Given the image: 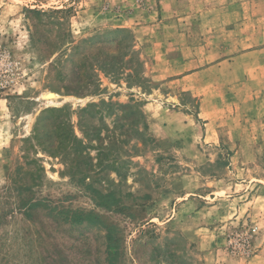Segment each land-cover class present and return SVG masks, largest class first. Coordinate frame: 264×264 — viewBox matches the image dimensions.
Returning <instances> with one entry per match:
<instances>
[{
	"label": "rangeland",
	"instance_id": "1",
	"mask_svg": "<svg viewBox=\"0 0 264 264\" xmlns=\"http://www.w3.org/2000/svg\"><path fill=\"white\" fill-rule=\"evenodd\" d=\"M120 30L134 45L121 63ZM223 34L225 53L262 51L264 67V0H0V54L10 64L0 75V264H213L215 251L223 263L257 258L264 68L257 84L213 70L175 83L180 71L216 65L222 37L211 36ZM158 68L167 79H154ZM51 108L65 110L63 135L81 141L54 156L43 151L61 122ZM97 194L117 205L101 207ZM32 199L51 206L28 218L16 208ZM74 212L82 224L71 223Z\"/></svg>",
	"mask_w": 264,
	"mask_h": 264
},
{
	"label": "crops",
	"instance_id": "2",
	"mask_svg": "<svg viewBox=\"0 0 264 264\" xmlns=\"http://www.w3.org/2000/svg\"><path fill=\"white\" fill-rule=\"evenodd\" d=\"M260 17H262V15H260ZM259 35H261V32H259ZM223 36H224V34L221 36H218V37L211 36V38H216L217 40L219 39V37H222V40H221L222 45H221V47H219L221 56H218L219 61L216 63V65H213L211 67H207L204 70H200V69L196 70L195 69L193 71L192 70H186L184 72L180 71L177 79L175 80V83H177V85L182 86L186 80L189 79L191 81V80L197 78L203 72L209 71V70H213V71H215V73L221 74L223 81H226V82H229V80H231V79L235 82L244 81L247 79V76H248V80L253 81L254 84H257L258 82H262L263 76L261 74V71L264 68L260 63V60H261L260 58H262L261 57L262 51H253V52L244 53V54L240 53V54L231 56L230 54L224 52V50L226 51L228 49L229 43H228L227 39L224 40L225 38ZM241 38H243V36ZM259 40L264 43V38H260ZM238 41H240V40H238ZM249 57H252V58L258 57L259 62L257 64V66H256V64H254V65L250 64V66H246L245 59H247ZM159 58H157V57L149 58L150 64L152 66L158 65ZM184 60H185V56H184L183 52L179 53V58H178L177 62L174 65L172 64L173 62H171V64H172L171 66L180 67L179 66L180 63H183L182 61H184ZM161 67H164V66H160V68ZM160 68H158V70L155 69L153 71V74L155 71H157V72H155V77H154V79L157 81H163V80L168 78V76L163 75L164 70L159 71V70H161ZM195 88L197 89V87H195V86H190L187 89H195ZM0 105L2 107L1 110L3 111L4 107L7 108V100L4 101V100L0 99ZM208 107H209V105L207 104V101L203 100L202 105H201L202 112L207 110ZM212 107L218 108V106H216V104H214ZM3 124H5V123L2 120H0V126L2 125V127H3ZM207 125H209V124H207ZM202 135H204V134H202ZM209 137L210 136L207 134L206 138H209ZM215 138H217L219 140L220 136L218 134H215V136L214 135L211 136V139H215ZM205 212L206 211L203 210L201 212H197L196 215L197 216L203 215ZM200 230L203 231L200 233L203 234L202 238L204 239L205 242L206 241L210 242L212 240L214 242V238L212 237V235H213L212 231H210V230L208 231V229H204V228H201ZM261 231H262V234H264V226H263V228H261ZM207 232H208V234H207ZM191 236H190V239L193 241H196L198 239V238H196V236L194 234ZM263 245H264V243H263ZM215 247H216V245H215ZM258 247H262V244H259ZM215 252L212 253L213 254V264H247V263H244V261H242V260H238V259L236 260L230 256L228 259L229 261L227 260V262L223 263L221 259L217 260L216 258H214V257H216ZM219 257H220V254H219ZM258 263L264 264V248L262 251H260V254L257 256V258L253 259L252 263H249V264H258Z\"/></svg>",
	"mask_w": 264,
	"mask_h": 264
},
{
	"label": "trees",
	"instance_id": "3",
	"mask_svg": "<svg viewBox=\"0 0 264 264\" xmlns=\"http://www.w3.org/2000/svg\"><path fill=\"white\" fill-rule=\"evenodd\" d=\"M119 33H121L123 35V38L121 40L120 43H119V47H116L115 48V52L117 54V58L119 60V63L122 62V60L128 58V57H131L134 53V45L132 43V38H130L129 36V31H126V30H120V31H117ZM123 42H127L128 45L124 48L125 50L122 52L121 51V48L120 46L122 45ZM113 53L110 54L113 56ZM109 55V54H108ZM113 58L115 59L116 58V55L113 56ZM84 60H86L85 62H88V58H85ZM117 65L114 64V65H110L109 68H114L116 67ZM118 67V66H117ZM78 72V71H77ZM79 78H80V75H79ZM124 108H128L126 110H130L132 109V106H122ZM64 112L65 110L63 108H51V109H47L46 110V114H53V115H56V117L60 118L61 122L59 124V126L57 127V129L55 130V134L57 136L56 139H51L50 141H48L49 143V147L48 146H45L43 148V151L46 152L47 154L51 155V156H54L57 154V151L56 152H53V150H56L58 148H63V146H67V144L69 145V142L70 143H73V145L75 147H79V145H81V141L75 136L74 132L73 131H67V134H64L63 135V131H65L66 127H64ZM131 115H136L138 116L140 119L144 117L143 113H141L140 111L138 110H134ZM62 127H64L63 129H61ZM61 129V130H60ZM144 130H148V125L145 123L144 124ZM143 130V131H144ZM58 143H57V142ZM39 145H42L39 144ZM66 148V147H65ZM59 153V152H58ZM78 164V163H77ZM88 188L90 190H94L92 185H88ZM24 188H21V190H19L20 192H23ZM31 188H27L25 189V191H30ZM97 197L99 199V204L101 205V207L103 206L104 208L106 209H112L113 206L117 205V200L115 199L114 195L112 194H108V196H106V198L109 200V203L107 204H102V201H104L105 199V196H102L101 194H97ZM44 206L46 208H50L51 206V202L49 201H46V200H36V199H32V200H21L20 203H19V206L16 208V209H20L22 211H24V215L28 218H31L33 216V214H31V211H34L36 210L37 208H39L40 206ZM53 211L55 212L54 208L51 207V209H49V213ZM75 213V217L73 218L74 220L71 221L72 224H82L84 220H81L79 218L80 215H82L80 212H74ZM58 216H62V213L61 212H58L57 213ZM4 216L1 215L0 216V224L2 223V220H3Z\"/></svg>",
	"mask_w": 264,
	"mask_h": 264
},
{
	"label": "built area",
	"instance_id": "4",
	"mask_svg": "<svg viewBox=\"0 0 264 264\" xmlns=\"http://www.w3.org/2000/svg\"><path fill=\"white\" fill-rule=\"evenodd\" d=\"M0 68H2L0 71L1 76H5L10 71V64L7 62L6 56L4 54H0ZM250 241L251 234L248 232L239 240V245L242 247V249H248L250 246Z\"/></svg>",
	"mask_w": 264,
	"mask_h": 264
},
{
	"label": "bare ground",
	"instance_id": "5",
	"mask_svg": "<svg viewBox=\"0 0 264 264\" xmlns=\"http://www.w3.org/2000/svg\"><path fill=\"white\" fill-rule=\"evenodd\" d=\"M46 97H47L49 100H53V99L56 98V95H55V94H48Z\"/></svg>",
	"mask_w": 264,
	"mask_h": 264
}]
</instances>
